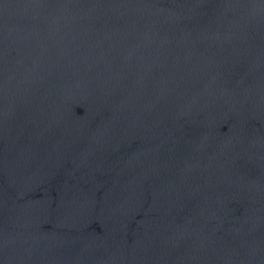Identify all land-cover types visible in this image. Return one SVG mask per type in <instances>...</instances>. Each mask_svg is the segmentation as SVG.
Returning a JSON list of instances; mask_svg holds the SVG:
<instances>
[{
    "label": "water",
    "instance_id": "1",
    "mask_svg": "<svg viewBox=\"0 0 264 264\" xmlns=\"http://www.w3.org/2000/svg\"><path fill=\"white\" fill-rule=\"evenodd\" d=\"M0 264H264V0H0Z\"/></svg>",
    "mask_w": 264,
    "mask_h": 264
}]
</instances>
